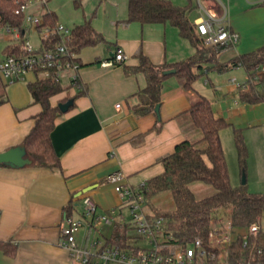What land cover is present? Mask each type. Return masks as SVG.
<instances>
[{
    "label": "crops",
    "instance_id": "obj_1",
    "mask_svg": "<svg viewBox=\"0 0 264 264\" xmlns=\"http://www.w3.org/2000/svg\"><path fill=\"white\" fill-rule=\"evenodd\" d=\"M75 1L71 0L74 4L73 11H68L70 2L52 3L49 6V0H31L30 13L43 17L48 11L54 12L58 23L66 21L68 24L65 25L71 28L91 20L93 27L107 41L102 42L104 45L100 47L87 46L76 54L79 57L78 75L81 86H75L71 82V71L66 72L61 80L65 90L51 97L53 105L73 100L67 111L60 109L52 133L61 167L37 166L20 150L18 153L22 164L0 163V242L7 243L10 249L14 248L13 253L0 248V264H77L62 244L65 210L70 204L75 207L72 215L83 221L77 235L78 243L87 244L91 250H94V240L104 243L110 235L105 236L102 232L101 225L106 223L91 226L83 216L81 199L86 193L97 202L99 213L113 211L115 218L119 219L123 215V220L130 222V213L125 214V209H128L125 198L108 182V175L122 170L128 181L134 187H139L147 179L161 173L164 167L159 159L172 153L182 140L197 136L195 129L190 132L189 128L192 127L184 115L197 100V94L211 100L215 114L230 122L233 136L234 128L243 130L249 151L248 169L253 173L251 177L247 170L249 183L257 184L264 179V154L263 151H258L259 158L256 149L257 141H264V134L259 131L264 129V118L259 114L261 102L249 103L241 99L240 87L248 79L243 66L237 67L245 70L243 82L231 76L228 82L216 87L207 79L206 82L211 83V94L208 89L201 88L200 91L197 88L198 79L194 83V90L187 91L181 80L172 75L161 91L159 115L156 111L137 115L134 111L136 93L146 86V76L143 73L127 75L122 65H104L103 62L113 57L117 47L123 48L128 56L125 62L130 65L138 63L133 54L139 46L143 47L144 52L156 64L184 60L195 53V47L187 39L191 47L183 44V56L179 52L170 55L164 39L144 41L143 37L129 38L121 28L126 29L134 24H140L142 28L145 25H171L139 22H132L129 26L122 25L120 22L128 16L129 0H81L80 6ZM172 1L177 3V0ZM228 1L230 8L226 23L239 38L236 43L228 46H235L233 52L229 53L230 56L222 57V53L228 48L217 55L220 62H228L264 46V0H244L242 10L235 0ZM204 2L215 14H219L225 4L224 0ZM184 3L194 7L197 0H185ZM112 29L115 30L114 37L107 34ZM159 30L161 33L162 29ZM177 30L182 37L178 28ZM28 31L36 30L26 20L20 38H15L8 27L1 28L0 61L9 55L19 54L17 46L22 48L21 40H30L26 36ZM37 32L41 36V44L37 47H42V35L39 30ZM89 48L93 50L86 51ZM185 52L190 54L185 57ZM208 70L205 68L206 72ZM260 71L264 73V69ZM0 77L7 83V99L0 104L2 153L22 146L33 128L42 105L34 101L29 83L43 77L34 71L15 81L6 80L1 74ZM249 183L247 181L248 189L252 191ZM87 188L91 189L79 195ZM77 196L79 200L76 199ZM147 210L154 213L149 205ZM114 220L113 218L111 226ZM131 244L143 246L145 242L138 244L131 240ZM109 264L128 263L110 261Z\"/></svg>",
    "mask_w": 264,
    "mask_h": 264
},
{
    "label": "trees",
    "instance_id": "obj_2",
    "mask_svg": "<svg viewBox=\"0 0 264 264\" xmlns=\"http://www.w3.org/2000/svg\"><path fill=\"white\" fill-rule=\"evenodd\" d=\"M23 1L26 0H0V30L3 27H18L23 30L25 14L14 12ZM75 2L77 6L81 5V0ZM192 7L190 4L183 6L175 4L172 0H129L128 16L120 22L122 25L129 26L132 22L170 23L176 26L181 36L188 39L196 49L193 55L184 60L156 64L144 52L143 47L139 46L133 54L138 59L136 65L127 64L126 60L117 63L123 66L127 75L143 73L146 76V86L136 93L137 103L134 105V111L137 115L155 111L156 105L161 101V91L170 76H177L185 90L193 91L195 81L206 72L205 68L224 72L243 66L248 73V79L245 82L246 86L240 87L241 99L249 103L264 101V73L258 69L264 65V46L252 53L234 57L228 62H220L217 55L231 44L202 47L187 19V13ZM57 23L56 14L48 11L44 14L43 24L38 30L42 32L45 26L55 27ZM58 39L57 35L42 38L44 44L42 46L52 47ZM106 41V37L93 27L91 20H86L72 28L68 43L70 49L79 54L87 46ZM23 42L24 40H21V45ZM17 47L19 54L24 52L22 48ZM76 59L79 61L78 56ZM208 62L211 64L205 66ZM170 68H175L176 72L164 75L163 71ZM6 87L7 83L0 77V104L7 99ZM29 88L34 101L42 105V111L36 116L33 128L23 141L25 154L37 166L60 168V156L52 140L60 107L51 103V97L64 91L65 87L60 80L43 77L29 83ZM184 115L197 132L195 137L199 135L200 137L195 140L190 138L182 140L172 153L159 159L164 167L163 171L147 179L140 186L144 203L151 207L155 216L164 220L167 233L171 234L168 241L171 249L179 244H188L198 236L206 238L214 221L224 213L230 219L234 231L238 233L234 241L235 250L232 256L234 263L264 264V252L258 253L257 250L250 261H243L245 250L240 233L247 231L253 222L261 221L264 212V192L250 191L246 182L239 186H234L231 182L220 135L221 130L229 126L230 122L217 116L211 101L202 94H197V100ZM234 141L240 170L247 174L249 151L241 128H234ZM195 181L212 185L216 191L203 198H197L190 186ZM166 192L171 194L174 207L158 209L153 199ZM76 199L79 200V197ZM74 208L73 204L67 206L66 214H72ZM107 214L115 220L101 250L106 246L121 250L130 248L137 250V246L131 244V233L134 231L131 222L124 221L123 215L119 219L115 218L112 211H108ZM0 248L8 253L14 252V248H8L7 243L0 242Z\"/></svg>",
    "mask_w": 264,
    "mask_h": 264
},
{
    "label": "built area",
    "instance_id": "obj_3",
    "mask_svg": "<svg viewBox=\"0 0 264 264\" xmlns=\"http://www.w3.org/2000/svg\"><path fill=\"white\" fill-rule=\"evenodd\" d=\"M30 3L31 0L21 2L14 12L24 13L25 20L38 30L43 24V17L30 13ZM227 17L228 8L225 4L222 5L221 12L215 14L204 0H197L196 6L187 13V19L204 48L234 44L238 41V34L226 23ZM8 31L15 38L21 37V30L18 27H8ZM71 32L72 28L63 23H57L55 27L45 26L41 32L42 38L57 35L58 41H55L52 47L46 48L35 47L30 40H25L22 46L23 53L9 55L0 61V74L8 81H15L23 79L28 72L34 71L44 78L61 81L64 74L71 71L69 75L71 82L75 86H81L77 56L68 43ZM127 58L123 48L117 47L113 58L104 61L103 64L113 65ZM258 69L263 70L264 65ZM245 86L244 84L243 87ZM107 179L113 184L115 191L125 198L130 222L145 245L137 246V250L135 248L121 250L113 246H106L101 250L104 243L94 240V250H91L87 244L78 243L77 235L83 226V221L72 214L65 213L62 244L69 250L77 264H109L110 261L128 264H235L232 256L238 233L234 231L229 218H219L214 221L206 238L198 236L188 244H179L171 249L168 242L171 234L167 233L164 220L147 210L140 186L134 187L122 170L110 173ZM81 204L83 216L91 226L100 222L113 223V218L107 213L98 212L97 202L90 194L86 193L82 196ZM240 234L245 250L243 261H250L256 250L258 253L264 252V232L261 221L253 222L247 231Z\"/></svg>",
    "mask_w": 264,
    "mask_h": 264
},
{
    "label": "rangeland",
    "instance_id": "obj_4",
    "mask_svg": "<svg viewBox=\"0 0 264 264\" xmlns=\"http://www.w3.org/2000/svg\"><path fill=\"white\" fill-rule=\"evenodd\" d=\"M70 2L68 4V11H73V2H71V0H49L48 5H52V3L56 4L58 2ZM237 2L238 6H243L244 0H235ZM178 4L180 3V5H184L185 0H177L176 1ZM182 2V3H181ZM187 2V0H186ZM228 10L230 8V3L228 0H224ZM176 3V4H177ZM31 4V3H30ZM240 7V8H241ZM243 9V7L241 8V10ZM62 22V21H61ZM64 24H68L66 21L62 22ZM157 27V28H154ZM124 29L123 32L126 33V35L133 39V38H141L143 37L144 41H157L160 38L163 40H165V43L167 44V49L169 50V54H175L176 52L180 53V56H183V44L187 45L188 47H191L190 42L187 39H184L182 37L179 36L178 30L175 26L172 25H167L165 27L163 26H159V25H155V26H148L145 25L143 28L140 26V24H134L133 26H130L129 28H121ZM162 29L161 33L159 32ZM109 36L114 37L115 35V30H110L109 33H107ZM27 37H29L30 41L32 42V44L37 47L41 44V36L39 35V33L36 31H28L26 34ZM98 45V46H97ZM97 47H100L102 45H104V43H99L97 44ZM235 46L229 47L228 49H226L223 53H222V57L225 58L226 56H230V54L233 52ZM211 48V47H210ZM93 50V48H89L86 51H90ZM230 53V54H229ZM185 57L188 56V54L190 53H186L185 52ZM229 54V55H228ZM211 63H205V66H209ZM232 71H234L232 73ZM245 70L244 69H232L230 71H224V72H219L215 69H209L207 72L202 73L201 76L198 78V80L196 81V86L197 88L201 91L202 89H205L209 91V93L211 94L212 92V87H211V83H207L206 80L210 79L211 82L213 84H215L216 87H218V85L220 84H224L226 81L228 82V78H230L231 76H235V78H237L238 80L242 81V78H244L245 76ZM243 82V81H242ZM211 91V92H210ZM211 101V100H210ZM264 103L261 102L260 104V111L259 114L260 116H262L264 118ZM190 123V132L193 131L194 126L193 124L189 121ZM221 137H222V142H223V146L225 149V155L227 158V163H228V168H229V174H230V178H231V182L232 184L235 185H240L243 184V179L244 176L246 178V180L249 183V177H247V174H243L240 170V166H239V162H238V151H237V147L234 141V136H233V128L232 126H227L225 128H223L221 130ZM260 133L263 132L262 134H264V129L261 128L259 129ZM200 135L198 137H189L192 140H195L197 138H199ZM256 149H257V153H258V157L260 158V153L258 151H263L264 154V141H257V145H256ZM264 156V155H262ZM264 159V157L262 158ZM249 164V163H248ZM249 170V169H248ZM250 176L252 177V170H249ZM246 181V183H247ZM251 184L250 189L253 192H264V179L257 184ZM191 188L194 191L195 195L197 198H203L205 196L211 195L213 194L216 189L209 184H206L204 182L201 181H195L193 183H191ZM153 202L155 204V206L158 209H169V208H173L174 207V200L171 196V194L169 192L166 193H161L160 195H158L157 197H155L153 199ZM151 208V207H150ZM129 210L125 209V214H128ZM222 216L220 217L223 219H228V216L224 213L221 214ZM261 226L264 232V212L261 216ZM102 224V222H100ZM102 226V232L105 234V236L109 235L112 229V226L110 224H105V225H101ZM132 235V242L133 243H138V244H144V241L140 240V238L138 239L137 237V233L135 231H133L131 233ZM101 239L103 240L104 237L100 236Z\"/></svg>",
    "mask_w": 264,
    "mask_h": 264
},
{
    "label": "water",
    "instance_id": "obj_5",
    "mask_svg": "<svg viewBox=\"0 0 264 264\" xmlns=\"http://www.w3.org/2000/svg\"><path fill=\"white\" fill-rule=\"evenodd\" d=\"M176 72V69L175 68H170V69H166L163 71V74L164 75H167V74H173ZM73 100L72 99H69L68 101L66 102H61L59 104V107L62 111H67L69 106L72 104ZM155 111L156 113L159 115V111H160V104H157L156 107H155ZM22 151V154H25V148L24 146H20V147H16V148H11L5 152H2L0 153V163H10V164H22V160L20 159V155L18 153V151ZM29 161V159H28ZM246 182V178L244 176V179H243V184ZM91 188H87L85 189L84 191H81L79 193V195H81L83 192H86V191H89Z\"/></svg>",
    "mask_w": 264,
    "mask_h": 264
}]
</instances>
